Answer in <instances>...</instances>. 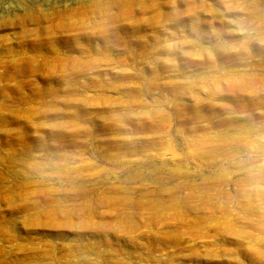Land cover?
<instances>
[{"label": "rangeland", "instance_id": "rangeland-1", "mask_svg": "<svg viewBox=\"0 0 264 264\" xmlns=\"http://www.w3.org/2000/svg\"><path fill=\"white\" fill-rule=\"evenodd\" d=\"M78 1L0 0V264H264V0H149L55 51L7 23Z\"/></svg>", "mask_w": 264, "mask_h": 264}, {"label": "bare ground", "instance_id": "bare-ground-1", "mask_svg": "<svg viewBox=\"0 0 264 264\" xmlns=\"http://www.w3.org/2000/svg\"><path fill=\"white\" fill-rule=\"evenodd\" d=\"M78 1V0H77ZM146 3H149V0H93L90 4L83 2L82 0H79L75 6H68V5H62L61 8H56V9H51L50 11H48V13H43L41 12L39 9V4L38 3H34L32 5V8H28V10H30L29 14H27L26 16H23L22 18L19 19H14L11 22H7L10 23L11 26L14 25H18L20 26L19 31L21 30V32H18L20 34H22L23 32L26 33V36H30V33H35V35L31 34L32 37L36 36L39 37V39H37V44L34 42L33 48H46L48 46L45 47V44L48 43V41H60L57 43L64 42H71V41H77V39H81L82 37L86 36L87 37V31H86V35H85V29L88 28V24H90L92 27L95 26V24H98L100 27H102L103 25V30H105L106 35H104L105 39H114V37H119V35L117 36V34L114 32L115 29L119 30L121 28H129L131 30H137V28L140 29V24L138 22L135 21V24H118L119 21L126 19L128 17H130L134 11H136V8H138L139 10L141 9V11H145L148 6H145ZM155 8V5H152ZM45 12V11H44ZM154 18V17H153ZM159 19V18H157ZM154 20V19H153ZM152 20V21H153ZM141 22V20H138ZM156 21V20H155ZM5 23V22H4ZM6 24V23H5ZM112 24V25H110ZM143 23L141 22V25ZM3 25V22H0V26ZM28 25H32L34 26L33 28H28L27 30H25V26ZM97 25V26H98ZM100 27H98L99 32H103ZM19 28V27H18ZM138 29V30H139ZM87 30V29H86ZM95 30V29H94ZM124 30V29H121ZM131 30L130 33L132 32ZM142 30V29H141ZM113 31V32H112ZM125 31V30H124ZM127 31V32H129ZM140 31V30H139ZM137 31V32H139ZM27 32H30L29 34H27ZM120 32V31H119ZM136 32V31H135ZM23 33V34H24ZM99 34V33H98ZM102 34V33H101ZM100 34V38L102 37ZM129 34V33H128ZM132 34V33H131ZM17 35V34H15ZM122 35V33H121ZM28 36V37H29ZM32 37L30 39H32ZM35 37V38H36ZM85 37V38H86ZM95 37V36H94ZM122 38V37H120ZM140 38V37H137ZM142 38V37H141ZM22 39V38H21ZM34 39V38H33ZM91 39V38H90ZM94 39V38H92ZM102 39V38H101ZM104 39V38H103ZM102 39V40H103ZM28 41L31 42V40L27 39ZM36 40V39H35ZM108 40V41H109ZM122 40V39H121ZM141 40V39H140ZM105 42V40H103ZM156 41V40H155ZM23 44H25L22 41ZM27 42V41H26ZM72 42V43H73ZM74 42V44H76ZM78 42V41H77ZM113 42V40H112ZM135 42V41H133ZM136 42H138L136 40ZM135 42V43H136ZM142 42V41H141ZM50 43V42H49ZM106 43V42H105ZM108 43V42H107ZM30 44V43H29ZM33 44V43H32ZM31 44V45H32ZM79 45V43H77ZM76 44V45H77ZM67 45V44H66ZM138 45V43H137ZM27 46V45H26ZM51 46V45H50ZM50 46H48L47 48L49 49ZM56 46V45H55ZM61 46V45H60ZM59 46V47H60ZM166 46V45H163ZM8 47V46H7ZM30 47V46H29ZM32 47V46H31ZM52 47V46H51ZM57 47V46H56ZM131 47V46H130ZM58 48V47H57ZM30 49V48H29ZM32 49V48H31ZM54 49V48H53ZM53 49H49L50 51ZM59 49V48H58ZM36 50V49H35ZM56 49H54L53 51H55ZM80 50V49H79ZM41 51V50H40ZM48 51V52H50ZM50 52V53H56L57 55V51L56 52ZM81 51V50H80ZM32 52V51H30ZM36 52V51H35ZM43 52V51H42ZM77 52V51H76ZM27 53V52H26ZM34 53V52H33ZM46 53V52H45ZM64 54V52H61ZM60 53V54H61ZM68 53V52H67ZM17 54V53H16ZM37 54V53H35ZM34 54V55H35ZM41 54V53H40ZM37 54V55H40ZM44 54V53H42ZM41 54V55H42ZM59 54V55H60ZM78 54V53H77ZM80 54V52H79ZM50 55V54H48ZM52 55V54H51ZM58 55V56H59ZM62 55V56H63ZM25 56V55H24ZM45 56V55H44ZM42 55V57H44ZM61 56V57H62ZM66 56V55H65ZM18 57V54H17ZM27 58V56H25ZM48 57V56H47ZM50 57V56H49ZM82 57V56H81ZM15 59L13 61L10 62H15L16 64H18V62H24L27 63L29 61H27V59ZM29 58V57H28ZM32 58V57H31ZM64 58V57H62ZM62 58H56L53 59V61L55 62H59V63H63ZM74 58V57H73ZM46 59V58H45ZM65 59V58H64ZM21 60V61H20ZM30 61L32 59H29ZM34 60V59H33ZM32 60V61H33ZM57 60V61H56ZM93 60V59H92ZM2 61V60H1ZM4 61V60H3ZM6 61V59H5ZM50 62L48 59L45 60ZM68 61V59L66 60ZM96 61V60H95ZM54 62V63H55ZM8 63V62H7ZM38 63V62H37ZM42 63V62H41ZM72 63V62H71ZM5 64V63H4ZM36 64V63H35ZM46 64V63H45ZM49 64V63H48ZM53 64V63H51ZM83 64V63H81ZM8 65V64H7ZM27 65V64H26ZM33 65V64H32ZM10 66V65H9ZM52 66V65H51ZM56 66V65H55ZM27 67V66H26ZM71 67V66H70ZM82 67V66H81ZM5 68V67H3ZM12 68V67H11ZM35 68V67H34ZM50 68V67H49ZM76 68V67H75ZM39 69V68H38ZM56 69V68H55ZM71 68H69L68 70H70ZM74 69V68H73ZM72 69V70H73ZM4 70V69H3ZM47 70V69H46ZM51 71V69H49ZM61 69H59L60 71ZM32 71V70H31ZM39 71V70H38ZM43 72V71H42ZM53 72V71H52ZM70 72V71H69ZM39 73V72H38ZM60 73V72H59ZM54 74V73H53ZM63 74V73H62ZM65 74V73H64ZM56 75V74H55ZM61 75V74H60ZM12 76V75H11ZM64 76V75H61ZM66 76V74H65ZM6 77V75H5ZM22 77V76H21ZM69 77V76H68ZM62 78V77H61ZM73 78V77H72ZM3 79V78H2ZM20 79V78H19ZM66 79V78H65ZM72 81V80H71Z\"/></svg>", "mask_w": 264, "mask_h": 264}]
</instances>
